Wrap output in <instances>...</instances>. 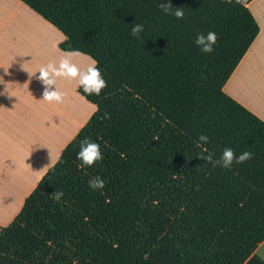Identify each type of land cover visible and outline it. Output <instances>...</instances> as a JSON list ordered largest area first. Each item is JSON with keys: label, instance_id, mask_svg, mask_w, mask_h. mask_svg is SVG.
<instances>
[{"label": "trees", "instance_id": "trees-1", "mask_svg": "<svg viewBox=\"0 0 264 264\" xmlns=\"http://www.w3.org/2000/svg\"><path fill=\"white\" fill-rule=\"evenodd\" d=\"M20 1L63 34L62 51L98 62L108 86L78 87L95 112L0 226V264H264V122L223 92L259 31L251 0H170L183 19L161 0ZM209 31L219 39L205 54L195 39ZM85 138L104 157L92 167L77 158ZM225 147L254 155L231 170L197 156Z\"/></svg>", "mask_w": 264, "mask_h": 264}, {"label": "crops", "instance_id": "crops-1", "mask_svg": "<svg viewBox=\"0 0 264 264\" xmlns=\"http://www.w3.org/2000/svg\"><path fill=\"white\" fill-rule=\"evenodd\" d=\"M247 8L259 31L223 92L264 122V0H251ZM64 39L20 0H0L1 227L14 220L42 176L95 112V105L78 93V80L57 78L56 87L65 94L63 103L41 99L39 68L49 62L58 65L67 53L59 48ZM73 62L83 71L93 60L79 53ZM60 106L67 109L66 115ZM58 115L64 118L57 121ZM255 254L264 261V240Z\"/></svg>", "mask_w": 264, "mask_h": 264}, {"label": "clouds", "instance_id": "clouds-1", "mask_svg": "<svg viewBox=\"0 0 264 264\" xmlns=\"http://www.w3.org/2000/svg\"><path fill=\"white\" fill-rule=\"evenodd\" d=\"M225 2L231 3L232 0H225ZM158 7L165 15H171L177 19H183L185 16L184 8L173 7L170 0H161ZM143 30V24H135L131 29V35L139 38ZM218 39V34L213 31H209L206 35L199 33L196 36L195 44L200 48L201 52L209 54L215 50V45L217 44ZM78 54L79 53L77 52H67L60 58L58 65L49 62L46 66L39 68V76L36 78L43 86L41 99L49 103H63L65 94L56 87L57 78L78 80L79 86L82 87L84 93L89 96H99L108 86L100 68L97 66L98 62L93 61L92 64L88 65L82 71L77 64L73 62V58ZM5 73L7 74V72ZM104 118H110V114L105 113ZM207 143H209V137L201 134L199 136L198 146L201 144L206 145ZM206 151L207 150L205 149L204 152L198 153L197 156L201 160L212 164L214 167L219 166L228 170H231L234 163L243 164L252 159L254 155L249 151L237 155L231 147H225L220 158L214 159L212 153L209 152L204 154ZM77 158L81 161L82 165L86 167H92L95 164L102 162L104 159L100 145L88 138H85L80 142V150L77 153ZM88 183L93 190H102L106 186L105 180L101 177H93ZM63 195V192L54 191L51 194V198L59 201Z\"/></svg>", "mask_w": 264, "mask_h": 264}, {"label": "rangeland", "instance_id": "rangeland-1", "mask_svg": "<svg viewBox=\"0 0 264 264\" xmlns=\"http://www.w3.org/2000/svg\"><path fill=\"white\" fill-rule=\"evenodd\" d=\"M60 108H61V110H62L61 113H62L63 115H66V114H67V113H66V110H67V109H66L64 106H60ZM70 114H71V116H72V114H74V113L72 112V113H70ZM57 117H58V118L56 119L57 121H58V119L61 118V117L64 118V116H60V115H58ZM62 118H61V119H62ZM61 119H59V120H61ZM53 121H54V120H53ZM54 122H55V121H54Z\"/></svg>", "mask_w": 264, "mask_h": 264}]
</instances>
